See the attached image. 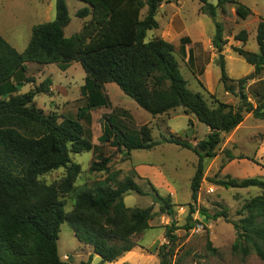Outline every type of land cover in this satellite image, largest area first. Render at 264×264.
I'll list each match as a JSON object with an SVG mask.
<instances>
[{"label":"trees","instance_id":"16d2710c","mask_svg":"<svg viewBox=\"0 0 264 264\" xmlns=\"http://www.w3.org/2000/svg\"><path fill=\"white\" fill-rule=\"evenodd\" d=\"M78 1L83 6L76 17L86 21L81 30L70 37L65 36V28L71 22L68 0H56L55 20L34 26L23 52H18L0 34V264H74L70 258L62 260L59 255L58 242L65 223L79 243L93 250L88 261L80 264H91L94 256H98L101 263H114L138 247L135 238L150 228L149 223L154 218L152 206L131 209L125 204V195L130 192L145 194L132 178L116 182L115 187L81 190L69 214L61 200L73 191L82 171L71 155L96 149L85 138L80 121L89 119L93 110L111 106L103 90L105 84H116L153 117L181 107L209 129L207 138L192 149L191 145L174 137L154 141L147 126L138 131L130 129L128 123L132 118L125 111L114 110L101 118L100 142H109L128 156L134 150H150L161 144L192 149L198 157L191 181L194 204L204 180V160L217 156L222 135L238 128L246 115L264 120V78H260L264 71V21L258 26L260 53L235 50L254 67L250 76L237 81V87L231 84L234 81L227 74L221 55V82L228 93L238 98V104L217 101L210 106L201 94L187 88L173 44L160 37L146 40L148 32L159 29L156 16L162 4L170 0ZM199 1L201 12L212 19L217 17L218 9L226 13L228 5L234 6L242 19L253 14L238 0H216V4L210 0ZM144 9L147 11L142 18ZM215 28L212 44L221 54L226 44L224 28L219 22H215ZM237 39L245 43L246 33L241 32ZM181 52L185 54L184 47ZM74 62L86 73L81 88L85 104L78 109L77 118H64L59 122L56 114L46 115L35 106L38 95L50 92L52 81L49 78L29 92L19 94L25 84L35 82L33 78L15 81L17 74L27 71L28 64H58L65 71ZM225 152L234 159L229 151ZM108 164V159L93 161L90 171H107ZM61 168L67 172L60 183L47 184L41 180L42 176ZM212 182L226 189L256 187L263 191L239 211L242 218L234 223L237 237L232 249L243 257L254 253L264 263V179L239 180L226 176ZM149 184L161 213L173 217L175 204L171 197L161 196ZM196 211L191 205L185 229L193 228ZM202 211L209 217L204 209ZM220 217L226 218L227 213L222 211L213 216ZM175 230L173 221L166 228L168 244L158 253L160 264H178ZM211 244L208 241L207 247L214 251Z\"/></svg>","mask_w":264,"mask_h":264},{"label":"rangeland","instance_id":"374dc122","mask_svg":"<svg viewBox=\"0 0 264 264\" xmlns=\"http://www.w3.org/2000/svg\"><path fill=\"white\" fill-rule=\"evenodd\" d=\"M170 1L162 4L156 16L159 29L148 32L146 40L160 37L173 44L174 56L187 88L193 93L201 94L210 106H214L217 101L236 106L238 98L228 93L221 82V55L227 74L234 81L232 85L237 87L239 79L254 72V67L235 50L240 48L260 53L257 34L259 23L264 21V0H238L253 12L247 19L238 16L232 5L227 6L226 13L218 9L217 17L212 19L201 12L199 0ZM210 2L216 4V0ZM82 6L83 3L78 0H68L71 22L65 28L66 37L79 32L86 21L76 17ZM146 11L147 9L142 11V18ZM55 18L56 0H0V34L18 52H23L27 47L34 26ZM215 22L221 23L224 28L223 38L226 44L221 54L212 44L216 32ZM241 32L246 33L245 43L237 39ZM182 47L185 48V54L181 52ZM27 67L25 73L17 74L15 81L33 78L35 82L25 84L19 94L29 92L49 78L52 81L50 92L38 95L35 106L46 115L56 114L59 122L64 118H77L78 109L85 104L81 88L85 83L86 73L81 65L74 62L65 71L58 64L30 63ZM260 78H264V71ZM103 90L109 97L111 106L93 110L89 119L80 121L85 138L96 149L71 155L82 171L73 191L61 198L65 204V212L69 214L73 210L76 195L81 190L97 186L115 187L116 182L132 178L145 194L130 192L125 195L126 206L131 209L152 206L154 212L150 228L135 238L139 244L137 259L145 258L147 264H160L159 250L168 244L166 228L174 221L177 227L174 233L178 237L175 261L178 264H264L254 253L243 257L232 249L237 237L234 223L242 218L239 211L246 202L262 195L263 191L256 187L226 189L212 182L226 176L239 180L264 179V120L255 119L251 114L246 115L238 128L222 135L223 141L217 150V156L204 160V180L197 203L194 204L191 181L198 165V157L192 149L207 138L209 129L194 115L187 114L184 108H176L153 117L125 95L116 84H105ZM114 110L125 111L132 118V122H127L130 129L138 131L147 126L154 141L174 137L191 145L192 149L161 144L150 150H134L128 156L124 150H117L109 142L103 144L100 142L103 135L101 118ZM225 151H229L234 159L229 158ZM101 158L109 160L108 170L91 172L92 162H101ZM66 172V169L61 168L42 176L41 180L47 184L60 183ZM149 183L161 196L171 197L175 204L173 217L161 213L160 204L155 202ZM191 205L197 209L193 215L195 224L192 229L187 230L184 227ZM203 209L209 217L203 214ZM222 211L227 213L226 218H213ZM208 241H211L214 251L208 249ZM58 247L61 259L70 258L74 264L88 261L93 251L90 246L78 242L67 223L61 227ZM91 264L110 263H101V259L94 256Z\"/></svg>","mask_w":264,"mask_h":264},{"label":"crops","instance_id":"0c3cea01","mask_svg":"<svg viewBox=\"0 0 264 264\" xmlns=\"http://www.w3.org/2000/svg\"><path fill=\"white\" fill-rule=\"evenodd\" d=\"M240 2V1H239ZM242 3V2H240ZM243 4V3H242ZM245 5V4H244ZM16 17V16H14ZM31 24L29 25L28 28H30ZM4 34V33H3ZM6 35V34H5ZM31 35H32V30H31ZM10 38V37H9ZM31 39V38H30ZM30 42V41H29ZM29 44V43H28ZM28 46V45H27ZM26 49V48H25ZM139 254V247L134 248L132 251L126 253L123 255L121 258H119L116 262L110 263V264H147L146 259H137L136 255Z\"/></svg>","mask_w":264,"mask_h":264}]
</instances>
